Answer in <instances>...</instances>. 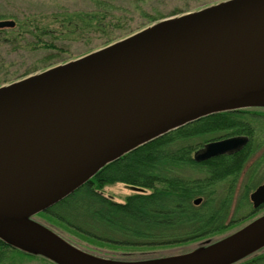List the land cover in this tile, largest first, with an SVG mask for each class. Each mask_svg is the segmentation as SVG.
I'll return each instance as SVG.
<instances>
[{
  "label": "water",
  "instance_id": "1",
  "mask_svg": "<svg viewBox=\"0 0 264 264\" xmlns=\"http://www.w3.org/2000/svg\"><path fill=\"white\" fill-rule=\"evenodd\" d=\"M13 25L0 20V28ZM263 94L264 0H222L163 18L0 85V240L54 264L237 262L264 246V213L193 250L135 260L85 252L30 217L125 152L208 114L264 108L252 101ZM246 142L242 135L208 141L192 158L233 153ZM249 197L254 209L264 203V183Z\"/></svg>",
  "mask_w": 264,
  "mask_h": 264
},
{
  "label": "trees",
  "instance_id": "2",
  "mask_svg": "<svg viewBox=\"0 0 264 264\" xmlns=\"http://www.w3.org/2000/svg\"><path fill=\"white\" fill-rule=\"evenodd\" d=\"M75 16L80 20L79 14ZM257 110L264 108L220 111L169 130L106 163L73 191L30 218L78 248L54 224L39 220L37 215L51 218L59 227L83 241L110 247H167L206 237L210 242L216 241L223 237L218 234L234 220L225 222L234 183L251 154L260 127L259 119L264 118V112L257 113ZM235 135L249 137L242 150L202 161L192 158L194 145ZM192 140L197 142L190 143ZM183 170L192 171L194 175H184ZM117 182L138 189L122 202L100 192L103 186ZM250 184L248 182L249 188ZM197 197L201 201L193 204ZM246 204L247 198L243 196L235 213L242 212ZM204 241L191 250L205 244ZM2 249H15L24 256L41 257L0 240ZM120 259L128 260L126 257ZM233 264H264V246Z\"/></svg>",
  "mask_w": 264,
  "mask_h": 264
},
{
  "label": "rangeland",
  "instance_id": "3",
  "mask_svg": "<svg viewBox=\"0 0 264 264\" xmlns=\"http://www.w3.org/2000/svg\"><path fill=\"white\" fill-rule=\"evenodd\" d=\"M219 1L222 0H0V20L14 22L13 27L0 28V85L82 56L163 18L195 11ZM77 14L80 15V20L75 16ZM85 15L92 18L88 20ZM255 112L262 114L264 110ZM259 120L261 132L264 133V119ZM202 145H194L191 154ZM263 149L264 147L254 153L247 165ZM182 173L194 175L188 170H183ZM246 174L241 173L237 180L225 222L234 220L218 236L234 232L264 211L262 207L253 210L251 203L247 201L246 208L235 213L238 198L245 189ZM253 178L256 179V176ZM258 178V183L264 182V169ZM137 189L117 182L103 186L100 192L114 201L122 202ZM37 218L54 224L53 226L65 238L76 243L79 249L106 258L126 257L128 260H135L174 255L189 251L201 241L209 239L206 237L167 247H110L108 244L83 241L69 234V230L59 227L60 225L49 217L39 214ZM0 255V264H54L42 257L21 255L15 249H2Z\"/></svg>",
  "mask_w": 264,
  "mask_h": 264
},
{
  "label": "flooded vegetation",
  "instance_id": "4",
  "mask_svg": "<svg viewBox=\"0 0 264 264\" xmlns=\"http://www.w3.org/2000/svg\"><path fill=\"white\" fill-rule=\"evenodd\" d=\"M264 119V118H263ZM258 133L255 135V137H254V140H253V148H252V150H251V154L249 155V157H248V159L245 161V163H244V165H243V168H242V170H241V172H240V174L238 175V177H237V180H238V178H239V176L241 175V173H243V172H246L247 174H246V181H245V183H244V192H243V194L238 198V203H239V200H241V198L243 197V196H246V198H247V201H249V203H251V200H250V197H249V195H250V193L257 187V186H259L260 184H263L264 182H261V183H258V181H259V179L260 178H258V176H259V173L264 169V149H263V151L259 154V155H257L251 162H250V164H248L247 165V162L250 160V158H251V156L254 154V153H256L257 151H259L260 150V148H262V147H264V133H262L261 131V128L260 127H258ZM242 136H246L247 137V142H246V144L241 148V149H239V150H237V151H240V150H242L246 145H247V143L249 142V137L247 136V135H242ZM237 151H235V152H237ZM235 152H233V153H235ZM226 154H232V153H226ZM222 155V154H221ZM247 165V166H246ZM250 174H252V175H250ZM254 176H256V179H254L253 177ZM262 177V176H261ZM252 179V180H251ZM237 180H236V182L234 183V188H235V185H236V183H237ZM248 182H251V184H250V188H252L250 191L248 190V189H250L249 188V186H247L248 185ZM258 183V184H257ZM246 188H248V189H246ZM233 192H234V189H233ZM233 192H232V195H233ZM231 200H232V196H231ZM231 204V203H230ZM251 206H252V203H251ZM264 208V203H262L259 207H257V208H253L252 207V209L253 210H257V209H260V208ZM264 213V211L262 212V214ZM257 217V216H256Z\"/></svg>",
  "mask_w": 264,
  "mask_h": 264
},
{
  "label": "bare ground",
  "instance_id": "5",
  "mask_svg": "<svg viewBox=\"0 0 264 264\" xmlns=\"http://www.w3.org/2000/svg\"><path fill=\"white\" fill-rule=\"evenodd\" d=\"M252 101H264V94L263 95H260L259 97L255 98ZM24 223L27 224L26 222H24Z\"/></svg>",
  "mask_w": 264,
  "mask_h": 264
}]
</instances>
